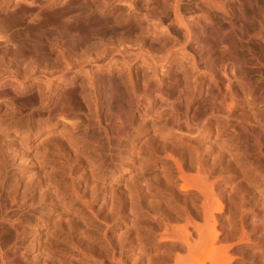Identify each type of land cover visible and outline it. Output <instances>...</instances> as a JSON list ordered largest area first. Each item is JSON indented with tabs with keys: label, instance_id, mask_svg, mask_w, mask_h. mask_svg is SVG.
<instances>
[{
	"label": "rangeland",
	"instance_id": "374dc122",
	"mask_svg": "<svg viewBox=\"0 0 264 264\" xmlns=\"http://www.w3.org/2000/svg\"><path fill=\"white\" fill-rule=\"evenodd\" d=\"M12 1L16 3L22 0ZM94 2L96 9L82 15L87 24L105 31L120 30L125 34L126 40L115 48L107 47L112 51L110 60H99V66L95 68L89 62L83 65L77 72L75 94L78 96L83 90L89 95L100 89L104 76H114V84L119 93L108 88L109 96L105 103L109 105V110L99 120L83 113L73 116L74 118L70 116L73 120L76 118L80 125L76 123V119H71V122L68 121L70 118L67 121L58 119L52 108L41 113L33 111L30 116L27 110L32 106L33 98L14 101L7 99L9 103L14 102L12 104L15 108L23 111L24 115L21 117L6 106H0V226L2 224L4 227V240L11 244L18 243L20 247L17 253L10 248L6 249L0 264H92L87 259L89 252H96L95 245H101L105 240L112 241L115 246H123L128 240L140 235L148 244H152L158 236V231L155 230L158 227L154 226L161 225V218L156 220L159 217L152 215L155 214L153 209H158L161 201L163 204L167 202L165 196L169 189L166 184L170 182V175L168 171L160 169V166L149 162L148 153L153 149L162 152L165 145L164 137L154 127L156 121L160 122V117L172 112L169 102L156 93L157 97L150 105L149 112L142 120H137L141 130L140 156L135 162L128 163L124 176L111 182V175L102 179L93 173V169L99 158L105 161L104 165L113 167L119 160H125L130 155L128 151L131 140L124 139L118 145L112 137L110 147L105 131L111 129L110 134L115 136L125 131L129 135L133 133L130 127L133 116L140 113L138 111L143 112L142 107L145 108L147 104L143 97L144 85L153 89L157 86L165 89L168 85H173L168 94L172 99L180 97L186 89L190 94L197 92L199 78L205 72L201 57L204 49H210L216 64L225 63L229 70L236 61L243 71V79L249 85H244V91L247 92H242L240 86L244 83L235 77L230 91L239 93L241 102L231 121L239 127V123L251 124L261 118L260 98L264 96V40L259 37L264 33V0L234 2L231 21H227L220 11L212 10L214 21L211 25L216 28L223 27L222 36L206 33L208 28H203L202 22H199V19H204L210 13L204 0ZM178 3L185 21L193 29V37L190 39L175 13ZM225 50L226 53H220ZM169 57L172 59L171 63H161L164 58ZM43 84L48 85L50 81L45 80ZM250 87L255 88V97L248 96ZM217 94V90L213 89L209 99ZM206 97L208 95L204 98ZM138 99L141 104L137 102ZM79 103L82 105L80 98ZM120 108L123 110L120 111ZM185 109L184 104L175 106V111L178 110L180 114ZM132 111H135L134 115L130 114ZM203 111L205 110L202 108L201 112ZM18 123L19 126L14 125ZM75 123L76 127L73 126ZM4 124L12 130L16 127L22 128L19 130L21 135L15 136L12 130L9 133L2 131L1 128L6 127ZM81 124H88L89 127L85 141L77 136L78 128L83 127ZM25 134L29 136L26 137L28 140L23 137ZM237 135L244 137L239 132ZM254 139L252 135L247 136L246 142L252 152L256 150ZM218 140L221 143L230 138L224 136ZM183 144L191 154L206 153L204 147L207 145L202 144L199 139H188ZM239 175L234 180L227 179L221 184L220 189L224 188L225 192H222L227 195L225 212L218 224L219 230L226 228V225L228 228L229 225L233 227L240 224L241 209L236 204L243 197L244 210L248 211V217H253L254 210L257 215L262 214L254 205L256 195L249 177ZM141 185L149 186L151 197L158 200L152 204L150 214H142L136 209L134 212L133 209L123 212L121 207L128 201L126 195H131L130 200L136 199ZM12 191L17 193L18 199L13 200L10 196ZM248 217L247 226L253 240L262 242L259 238L261 237L264 241L262 223L253 228ZM225 228L221 230L223 236L228 234ZM154 230L155 233H152ZM121 248L126 251L120 247L117 257L121 256L120 252H124L120 251ZM250 251L243 247L230 249L234 264H257L259 260L254 257L257 251L249 253ZM162 252L164 257L165 250Z\"/></svg>",
	"mask_w": 264,
	"mask_h": 264
},
{
	"label": "bare ground",
	"instance_id": "6f19581e",
	"mask_svg": "<svg viewBox=\"0 0 264 264\" xmlns=\"http://www.w3.org/2000/svg\"><path fill=\"white\" fill-rule=\"evenodd\" d=\"M204 1L210 13L204 19H199V22H202L203 28H208L206 33L222 36L223 27L216 28L211 25V22L214 21L211 11H220L227 21H231L232 5L241 0ZM21 2L13 3L12 0H0V106H6L8 110H12L21 117L24 115L23 111L15 108L12 104L14 102L9 103L10 101L7 99L10 98L8 100L14 101L20 98H33V104L27 110L29 115L33 111L41 113L50 111L52 108L55 116L62 121H67L70 116H80L81 113L85 116H95L99 120L109 110V105L105 103L109 96L108 88L119 93L114 84L115 78L114 76L102 77L100 89H96L89 95L81 90L78 93L81 105L75 94L77 72L85 63L89 62L91 67L95 68L99 66V60H110L112 51L107 47L115 48V46L124 43L125 34L120 30L105 31L92 28L87 24L82 15L96 9L94 0H22ZM175 13L187 33V38H192L193 29L185 21L179 3L175 6ZM262 22L264 26V19ZM259 38L264 40L263 32ZM204 50L201 57L204 60L205 72L199 78V88L196 93L190 94L186 89L180 97L178 96L179 99H172L168 94L173 85H168L165 89L157 86L154 88L155 90L153 87L144 85L143 97L147 100L146 107H142L144 111H138L140 113L136 115H134L135 111L130 113L134 115H132L133 119L130 125L133 133L129 135L125 131L115 136L110 134L111 129H106L105 134L110 147L112 137L118 145L124 139L131 140L128 151L130 155L127 159L119 160V163L113 167L104 165L105 161L102 158H99L95 163L96 167L94 166L93 173L96 176L107 179L111 175V182H115L124 176L129 166L128 163L135 162L140 156L141 130L137 125V120L149 112L150 105L157 97L156 93L169 102L172 112L160 117L161 120L158 119L160 122L156 121L154 127L156 132H160V135L164 137L165 145L162 149L159 148L162 152L153 149L148 153L150 155L149 162L160 166L163 171H168L170 175L168 181L170 182H167L166 185L169 193H166L167 196L164 195L167 202L163 204L161 201L158 209H153L155 214L152 215L155 218L156 215L159 217L156 220L161 218V225H155L154 227H158L157 229L153 227L158 231V236L154 238L152 244H148L145 239L139 237L140 235L128 240L123 246H121L122 244L115 246L112 241L105 240L101 245L97 244L98 247L95 245L96 252L90 251V255L84 253L86 256L89 255L86 258L90 263L234 264L235 260L230 249L243 247L245 250H251L249 253L257 251L254 257L259 261L256 263L264 264V241L261 237L259 238L262 239V242L259 240L255 242L252 238L251 230L247 226L248 211L244 210V197L236 204L241 209L240 224L231 226L232 228L230 225L227 228L226 225L227 230L223 227L228 231V234L224 236L222 235L224 229L221 228L222 231L218 229L219 221L225 212L227 195L223 193L225 192L224 188L220 189L221 184L227 179L234 180L239 174L242 177H249V182L256 195L254 205L258 211H262L261 215H257L254 210L253 217H248V219L250 218L249 223L254 225H252L253 228H256L260 222L264 226V222H262L264 221V96L260 98L262 105L260 120L253 121L251 124L239 123V127H237L231 118L234 117L241 97L239 93L231 92L230 88L237 77L244 83L240 82L242 84L240 89L245 93L244 85L246 86L247 83L243 79V71L236 61L232 63L230 70L225 63L216 64L211 50ZM220 53H226V50ZM167 62L171 63L172 59L164 58L161 63ZM45 80H49L50 84H43ZM187 80L186 84H188ZM247 86L249 85L247 84ZM176 87L178 89L179 85L177 84ZM213 89L217 90L218 94L209 99ZM207 95L208 97L204 98ZM248 96H256L254 87L249 88ZM137 102L141 104L139 99ZM197 103L198 107H196ZM179 104L186 105L183 114L178 113V110L175 111V106ZM202 108L205 111L201 112ZM122 110L123 108H120V111ZM39 116L41 117V115ZM71 119L68 121L71 122ZM76 123L73 124L74 127H76ZM4 125L6 127L3 126L2 131L9 133L12 128ZM14 125L19 126L20 124ZM81 126L83 125L81 124ZM17 128L12 130L15 136L21 135L19 130L22 128ZM88 130V124L81 129L78 128L77 136L85 141ZM237 132L242 133L244 137L237 135ZM29 133L27 134L30 135ZM27 134L23 137L28 140ZM8 135L6 134V136ZM248 135L255 138V152L250 151L249 144L246 142ZM224 136L230 140L219 143L218 139H222ZM188 139H199L202 144L207 145L204 147L206 153L201 155L202 153L191 154V151L188 152L183 144ZM151 194L149 186L141 185L136 199L130 200L132 199L131 195L129 197L126 195L128 201L126 204H122L121 210L130 211L133 209L134 212L136 209L142 214H150L152 204L158 201L153 199ZM10 196L13 200L18 199L15 191H12ZM122 211L120 213L124 212ZM155 230L152 233H155ZM3 233L4 227L1 224L0 261L3 260L6 249L10 248L14 253H17L20 248L18 243L6 242ZM120 247L125 248L126 251L121 248L120 251L124 252H120L121 256L117 257ZM241 249L240 251H242ZM162 250H165L164 257ZM246 264H255V262Z\"/></svg>",
	"mask_w": 264,
	"mask_h": 264
}]
</instances>
